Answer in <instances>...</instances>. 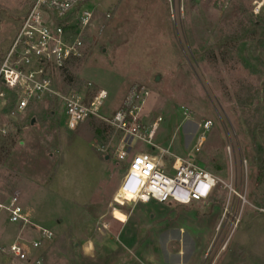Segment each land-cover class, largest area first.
Wrapping results in <instances>:
<instances>
[{
	"label": "rangeland",
	"instance_id": "obj_1",
	"mask_svg": "<svg viewBox=\"0 0 264 264\" xmlns=\"http://www.w3.org/2000/svg\"><path fill=\"white\" fill-rule=\"evenodd\" d=\"M32 1L0 0V62ZM90 6L81 57L66 71L46 67L52 90H104L101 113L111 117L143 88V130L157 121L170 154H190L225 185L185 206L119 207L112 193L126 167L114 154L123 135L97 119L67 130L60 101L44 95L22 116L9 108L0 117V202L16 195L36 226L21 230L0 210V264H27L7 254L14 242L40 264H174L171 254L179 264H264V0H185L176 22L166 0Z\"/></svg>",
	"mask_w": 264,
	"mask_h": 264
},
{
	"label": "built area",
	"instance_id": "obj_2",
	"mask_svg": "<svg viewBox=\"0 0 264 264\" xmlns=\"http://www.w3.org/2000/svg\"><path fill=\"white\" fill-rule=\"evenodd\" d=\"M91 1H32L0 62V117L4 112L9 115V108L11 117H20L33 101L44 95L56 96L62 105L67 130L74 131L84 122L97 119L123 135L114 158L126 168L114 194V204L123 207L155 202L185 206L205 201L224 183L196 165L192 159L175 157L152 144L156 125L144 131L139 118L141 107L148 96L143 88L132 90L122 107L111 117L101 113L108 98L104 90L94 92L90 84L84 90L62 94L52 90L51 81L45 74L46 67L63 70L69 61L81 57L85 41L95 23L96 11L90 6ZM166 2L170 20L179 21L185 0ZM104 17L109 19L110 15L104 13ZM210 127L211 123L205 122L202 132L206 133ZM0 133L4 131L0 129ZM137 143L156 149L159 155L153 156L145 149H137ZM164 156L174 159L169 170L162 162ZM18 203V197L12 195L5 202H0V210L10 214L9 222L18 224L22 230L31 224ZM31 229H36V226H31ZM41 231L44 241L52 240L53 234L50 231ZM40 247L41 241L32 243L33 249L38 250ZM6 252L27 264L41 263L39 257L29 258L17 242L11 244Z\"/></svg>",
	"mask_w": 264,
	"mask_h": 264
},
{
	"label": "crops",
	"instance_id": "obj_3",
	"mask_svg": "<svg viewBox=\"0 0 264 264\" xmlns=\"http://www.w3.org/2000/svg\"><path fill=\"white\" fill-rule=\"evenodd\" d=\"M153 124H155L156 126H155V130H154V132H153V135H152V140H151V142H152V144H154L155 146H157V147H159V148H161V149H164V150H167V151H169L170 149L169 148H167V146H165L166 144H164V141H163V137H162V133L160 134H158V122L157 121H155ZM152 124V125H153ZM184 124V126H186V128L185 129H194V127L196 126L194 123H191L190 121H186L185 123H183ZM152 125H149L148 126V128H147V131H149V129H150V127H152ZM187 131V130H186ZM173 141H174V139L172 138V140H171V143H173ZM170 142V141H169ZM137 147V149H145L149 154H151V155H153V156H158L159 154H158V151L156 150V149H153L152 147H149V146H146V144H142V146H139V145H137L136 146ZM169 149V150H168ZM170 152V151H169ZM175 157H178V158H183V157H180V156H178L176 153H174L173 154ZM187 157H191L190 156V154H188L186 157H184V158H187ZM163 162V161H162ZM118 165H124V164H122V163H117ZM164 164V163H163ZM172 164V163H171ZM171 164L170 165H168V166H165L168 170L170 169V166H171ZM165 165V164H164ZM125 166V165H124ZM125 171V170H124ZM124 171L122 172V174L124 173ZM122 174H121V176H122ZM121 178V177H120ZM215 191V190H214ZM113 195H112V198L114 197V194H115V192H113L112 193ZM167 255H169V254H167ZM169 257H170V259H172V260H169L170 261V263H174V264H179V256L178 255H176V254H171V255H169Z\"/></svg>",
	"mask_w": 264,
	"mask_h": 264
},
{
	"label": "water",
	"instance_id": "obj_4",
	"mask_svg": "<svg viewBox=\"0 0 264 264\" xmlns=\"http://www.w3.org/2000/svg\"><path fill=\"white\" fill-rule=\"evenodd\" d=\"M156 81H158V78H156ZM31 124H33V121L31 122ZM105 160H108V157L107 156L105 157Z\"/></svg>",
	"mask_w": 264,
	"mask_h": 264
},
{
	"label": "trees",
	"instance_id": "obj_5",
	"mask_svg": "<svg viewBox=\"0 0 264 264\" xmlns=\"http://www.w3.org/2000/svg\"><path fill=\"white\" fill-rule=\"evenodd\" d=\"M65 70V69H64ZM66 71V70H65ZM66 74H67V72H66Z\"/></svg>",
	"mask_w": 264,
	"mask_h": 264
}]
</instances>
